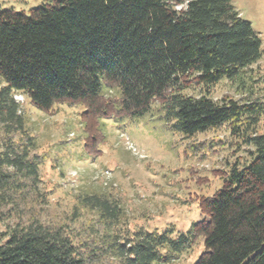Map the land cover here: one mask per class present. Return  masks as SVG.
<instances>
[{"label":"trees","instance_id":"1","mask_svg":"<svg viewBox=\"0 0 264 264\" xmlns=\"http://www.w3.org/2000/svg\"><path fill=\"white\" fill-rule=\"evenodd\" d=\"M261 53V39L231 0H49L27 12L0 8V222L15 220L0 232V264H100L107 257L167 264L197 239L203 251L193 264H264V134L255 130L264 103L182 94L190 77L206 87L233 80ZM105 88L118 97L105 98ZM15 94L45 112L80 105L91 130L99 118H139L157 101L169 128L186 137L230 125L249 160L230 167L222 186L199 201L202 219L175 238L142 229L107 234L118 204L83 197L104 230L99 246H78L60 226L21 219L23 198L37 190L38 159Z\"/></svg>","mask_w":264,"mask_h":264},{"label":"rangeland","instance_id":"2","mask_svg":"<svg viewBox=\"0 0 264 264\" xmlns=\"http://www.w3.org/2000/svg\"><path fill=\"white\" fill-rule=\"evenodd\" d=\"M47 1L0 0V8L27 12ZM231 3L261 39L260 59L237 78L208 87L190 77L182 94H206L218 102L264 103V0ZM103 95L112 101L118 91L105 88ZM14 99L24 130L33 137L30 153L38 159L37 190L23 198L21 219L32 215L46 225L60 226L78 246H99L104 230L98 213L83 205V197L103 196L118 204V217L107 234L118 232L123 237L142 229L170 232L175 238L202 219L199 201L222 186L230 167L249 160L247 148L231 134L230 125L186 137L169 128L157 101L139 118H99L91 130L80 105L56 104L45 112L22 94ZM255 130L264 134V114ZM20 136L15 133L13 138L19 142ZM2 137L0 128V141ZM14 221L0 222V232ZM202 251V240L197 239L167 264H193ZM100 264L118 263L107 257Z\"/></svg>","mask_w":264,"mask_h":264}]
</instances>
